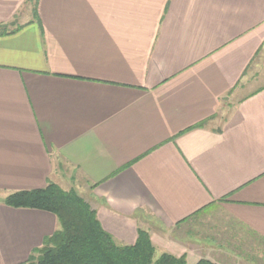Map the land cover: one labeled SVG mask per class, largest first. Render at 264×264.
Returning <instances> with one entry per match:
<instances>
[{
	"label": "crops",
	"instance_id": "1",
	"mask_svg": "<svg viewBox=\"0 0 264 264\" xmlns=\"http://www.w3.org/2000/svg\"><path fill=\"white\" fill-rule=\"evenodd\" d=\"M48 182L185 264L264 242V0H0V264L58 229L3 203Z\"/></svg>",
	"mask_w": 264,
	"mask_h": 264
},
{
	"label": "trees",
	"instance_id": "2",
	"mask_svg": "<svg viewBox=\"0 0 264 264\" xmlns=\"http://www.w3.org/2000/svg\"><path fill=\"white\" fill-rule=\"evenodd\" d=\"M3 203L12 208L46 211L58 221V229L31 253L27 264H185V256L162 253L154 258V247L143 230H138L134 244H116L73 189L63 190L48 182L41 189L11 193ZM196 264L215 263L201 259Z\"/></svg>",
	"mask_w": 264,
	"mask_h": 264
},
{
	"label": "rangeland",
	"instance_id": "3",
	"mask_svg": "<svg viewBox=\"0 0 264 264\" xmlns=\"http://www.w3.org/2000/svg\"><path fill=\"white\" fill-rule=\"evenodd\" d=\"M7 30H10V27H6ZM76 184L74 182H72L70 184V189H73L77 195L79 197L82 198V190H80L81 192L79 193L78 190H76ZM214 216V215H213ZM207 217L206 215H203V219L201 218L200 220H203L201 223L197 222L196 219L195 221H193L189 226H186L185 228H192V232H194V236H190L189 238H195V236H201L204 237V233H206L208 236V226H211L212 224V220L207 222L204 220V218ZM216 217V216H215ZM199 218V217H198ZM204 225V226H203ZM222 227V226H221ZM225 233L223 235H229L231 233L232 235V231L233 233H235L236 236H239L238 234H241V242H237L235 243L234 241L232 242H227L226 245L229 246L232 251L231 254H234V256H237V258L233 259V260H223L224 263L227 264H264V242L259 241L258 239H255V237H253L251 234H247V232H242L241 229L239 228H235V226L233 225H229L227 223H225ZM219 228V227H218ZM223 228V227H222ZM222 229H219L218 231H215V233H219L221 232ZM182 236H184L182 234ZM199 237V238H201ZM187 238V237H186ZM187 239L189 241H191L190 239ZM224 239H226V237H224ZM116 243V242H115ZM117 244V243H116ZM120 245V244H118ZM159 255H157L154 251V258H157ZM181 257V256H180Z\"/></svg>",
	"mask_w": 264,
	"mask_h": 264
}]
</instances>
